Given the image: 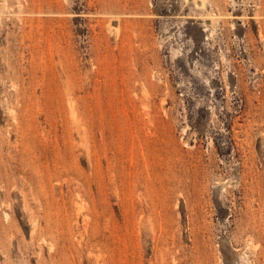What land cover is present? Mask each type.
<instances>
[{
    "label": "rangeland",
    "instance_id": "1",
    "mask_svg": "<svg viewBox=\"0 0 264 264\" xmlns=\"http://www.w3.org/2000/svg\"><path fill=\"white\" fill-rule=\"evenodd\" d=\"M0 264H264V0H0Z\"/></svg>",
    "mask_w": 264,
    "mask_h": 264
}]
</instances>
